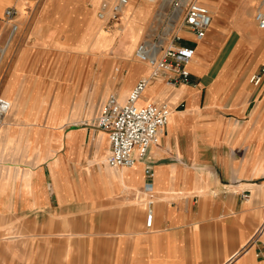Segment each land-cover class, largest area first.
I'll use <instances>...</instances> for the list:
<instances>
[{
  "label": "crops",
  "instance_id": "1",
  "mask_svg": "<svg viewBox=\"0 0 264 264\" xmlns=\"http://www.w3.org/2000/svg\"><path fill=\"white\" fill-rule=\"evenodd\" d=\"M136 1L124 8L134 36L125 19L104 28L100 0L95 9L91 0H0V96L10 102L0 124V264H264V73L259 84L239 76L235 43L211 72L219 36L260 38L241 7L258 0H226L221 12L220 0H199L212 23L202 39L182 32L190 82L149 80L139 104L166 102L171 114L133 165L109 166L107 134L68 124L92 107L97 115L110 94L124 103L149 74L134 50L152 13ZM88 33L113 39L104 50L83 43Z\"/></svg>",
  "mask_w": 264,
  "mask_h": 264
},
{
  "label": "built area",
  "instance_id": "2",
  "mask_svg": "<svg viewBox=\"0 0 264 264\" xmlns=\"http://www.w3.org/2000/svg\"><path fill=\"white\" fill-rule=\"evenodd\" d=\"M129 0H101L96 14L104 19L105 25H113L122 16ZM167 5L170 9L164 13L165 22L152 36L144 38L135 47L134 56L150 68L148 75L141 77L133 86L124 103H119L114 94H110L95 116L94 126L107 134L109 153L105 163L111 167L131 166L137 158H143L151 144L156 143L160 130L167 124L171 109L166 102L150 101L139 104L138 101L150 79L160 78L170 85L190 82L189 63L193 49L184 45L183 31L193 34L196 39L206 36L212 23L210 9L199 0H144ZM16 9L12 6L4 10V17L12 18ZM162 15V16H163ZM161 16V17H162ZM160 17V18H161ZM257 27L264 30V11L257 8L254 12ZM160 20V19H159ZM119 26V25H118ZM17 25L12 24L11 30ZM264 66L250 77V81L259 84ZM10 108V102L0 96V124L4 114ZM150 178L149 166L144 170ZM150 184L147 183L146 190ZM246 196V195H243Z\"/></svg>",
  "mask_w": 264,
  "mask_h": 264
},
{
  "label": "rangeland",
  "instance_id": "3",
  "mask_svg": "<svg viewBox=\"0 0 264 264\" xmlns=\"http://www.w3.org/2000/svg\"><path fill=\"white\" fill-rule=\"evenodd\" d=\"M91 2H92V8L95 9L96 5H97V0H91ZM136 2L139 3V4L140 3L141 4L145 3L144 0H137ZM259 2L260 1L258 0V2L256 4H254L252 7H250V5H246V4H243V5L241 4L242 5L241 7H242V9H243V11H244V13L246 15H248V14L251 15L252 23L250 24V28H251L253 33L255 32L253 34V37L257 38L258 37L257 35H261V36H259L260 38L257 41H255V42H250V41H254V39L252 37L247 36L244 31L236 32L234 30H233V32L231 33L230 36L227 35V34H226L227 36L226 35L225 36H219L217 42H218V45H219L220 52H219L218 56L216 57V59H214V61H213V66L211 68V72L216 71V69L221 64L222 60L224 59L225 55L228 53L230 48L234 46V43H235V46L237 48V50H236L237 54H236V59L234 61V66H235V69L239 71V74H240L239 76H241V77H245V76L251 77L252 74H254L255 72L260 70L261 65H264V59L263 60H261V59L259 60L261 54L264 52V31L257 27V24H256L255 19H254L255 10L257 8H261L259 6ZM155 6H158V4H154V7ZM262 7H264V6L262 5ZM156 9L154 10V13L156 12ZM169 10L170 9L168 8V6L164 5V13H168ZM215 12H217V11L214 10V13ZM220 12H221V10H220ZM154 17L155 16L151 17V20L149 21V24H151V26L155 27V29H153V30L149 29L147 31V33L145 34V36L143 37V39L152 36L157 30H159L161 28V26L165 22V15H163L160 18V20H158V21L156 20L155 22H154V20H155ZM122 18H123V14L121 16V19ZM130 18H134V17L130 16ZM147 22L148 21L146 20L144 25ZM153 22H154V24H153ZM216 22H219L220 24H229V20L228 19L220 20L218 18H215L214 19V25H215ZM253 27H254V29H253ZM104 28L106 30L115 29V27L112 26V25H105ZM211 31L212 32H216V29L214 28V26H213ZM209 34L210 33H208V35ZM136 43H135V45H136ZM93 66H94V68H97V66H98L97 62H95L93 64ZM75 109L76 108H74V107L71 108L72 114H73V111ZM93 112H94V107H92V109H91V111L89 112L88 115L83 116V117L79 118L78 120H73L72 118H70V121H69L68 124L69 125H73L74 124L76 126H81V125L90 126V127H94L95 129H97L93 125L94 122H95V116H96L95 113L93 114ZM97 130H99V129H97ZM35 133L31 132L30 134H32V136H33V135H35Z\"/></svg>",
  "mask_w": 264,
  "mask_h": 264
},
{
  "label": "bare ground",
  "instance_id": "4",
  "mask_svg": "<svg viewBox=\"0 0 264 264\" xmlns=\"http://www.w3.org/2000/svg\"><path fill=\"white\" fill-rule=\"evenodd\" d=\"M101 1V0H100ZM201 1H203V0H201ZM260 2H259V6L260 7H262V5H264V0H259ZM100 3V2H99ZM128 3H129V1H128ZM128 3H127V5H128ZM154 4H158L157 2H149L146 6H147V11H148V9H149V13H152V16H155L154 18H155V20H154V22L157 20H159L160 19V17L163 15V12H164V8H163V5L162 4H158V6H157V9H156V12L154 13ZM219 5H220V8H221V11H224L225 10V8L227 7L226 6V0H220V3H219ZM153 10V11H152ZM125 11L123 10V18L122 19H125L128 23H130V25H131V31H132V34L135 36V35H137V32H136V30L132 27L133 25H135L136 23H138V22H136V19H134L135 17L134 16H132V17H134V18H130V15L128 16V14H126V13H124ZM97 15V14H96ZM95 14L93 13L92 14V16H91V18H90V22H89V24L90 23H92V21L93 20H95ZM99 20H102V21H104V19H100L99 18ZM154 22H153V24H154ZM92 25V24H91ZM90 25V26H91ZM100 29V28H99ZM152 29H155V27H153L152 26ZM249 29H251L250 27H249ZM107 36V35H106ZM106 36H104L103 34H99V33H97V34H91V33H88L87 35H86V42H83V43H88L89 42V40H92V43L94 44V43H97V42H99V43H104L105 44V47H104V50H107L108 49V47H109V45H110V43L112 42V39L113 38H109L107 41H105V39L106 38H108V37H106ZM103 41V42H102ZM109 44V45H108ZM95 45V44H94ZM121 53H122V51H121ZM146 87H147V85H146ZM146 87L144 88V90L146 89ZM144 90H143V92H144ZM151 97V96H150ZM139 102H141L140 100H139ZM138 102V103H139ZM145 103H147V102H145Z\"/></svg>",
  "mask_w": 264,
  "mask_h": 264
}]
</instances>
